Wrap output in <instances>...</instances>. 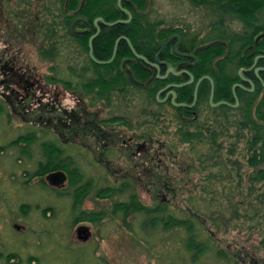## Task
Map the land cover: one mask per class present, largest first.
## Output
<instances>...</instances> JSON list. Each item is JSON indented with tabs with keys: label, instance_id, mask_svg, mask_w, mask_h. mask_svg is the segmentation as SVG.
<instances>
[{
	"label": "rangeland",
	"instance_id": "obj_1",
	"mask_svg": "<svg viewBox=\"0 0 264 264\" xmlns=\"http://www.w3.org/2000/svg\"><path fill=\"white\" fill-rule=\"evenodd\" d=\"M11 2L16 1L0 0V56L3 52L9 53L10 47L15 45L31 67L36 68L39 75L43 77L49 75L56 80L70 83L68 86L71 91L65 87L64 83L49 86V90L59 95L60 102H57L56 106L59 105L60 109L66 108L68 112L71 111L79 97L72 90L80 83L78 75L82 73V62L79 60L81 56H78V52L68 49L71 47L75 50L76 44L71 46L58 41L57 47L60 48L58 57L54 60L55 62L47 60L48 55L41 49L44 43L41 41L36 43L33 40L32 31L37 24L33 22L31 27L19 29L16 23H21L23 19L29 21L30 16L25 13L21 15L22 9L15 8ZM32 2L35 6L29 14L36 18L38 11L40 24H44L43 30H45V23H50L52 18L41 10V3ZM209 15L205 8L196 7L188 0H150L149 19L152 22H163L166 27L183 28L193 36L199 35L200 39L207 38L204 35L209 32L211 21ZM240 27L237 23L232 30L238 32ZM45 42L48 44L46 36ZM87 76L86 78L89 77ZM2 92H5V88L0 85V94ZM47 100V98L44 99V102L46 103ZM86 102V105L95 108L90 104L89 98ZM3 107L6 109L3 115H0V148L27 132L33 133L37 142L29 157L20 154L23 148L20 146L8 148L0 155V264H27V257L30 254L33 259H38L37 262L34 261V264H192L191 254L187 253L185 248L187 236L183 228H176L167 233H161L162 228H159L152 238L153 241L147 244L143 239L147 232H139L138 222L132 227L129 226L135 230L130 233V229L121 222L122 217L108 216V219L106 217L103 223L93 228L94 237L90 241L79 242L76 238L78 226L72 225L76 215L72 211L74 200L62 198L52 192L49 187L42 188L40 184H34L33 180L30 186H26L25 183L29 182L25 172H35L42 161L40 144L46 140H54V137L50 132L46 133V130L43 133L39 127L24 126L26 122L19 117L11 115L10 119L9 107ZM96 107L101 117H122L132 127L143 129L147 137L152 136L156 141L167 144V148L172 150L173 155L163 161L165 163L161 170V175H164L161 184L168 181L172 188L170 194L166 195V198L172 202L170 212L176 218L188 219L195 216L193 208L200 210L202 216H196L199 223L197 224L201 226L197 228L200 234L199 242H206L211 248L210 253L207 256H200L196 264H241L240 256L245 264H254V262L264 264L263 218L258 217L256 222L252 221L249 214L254 212L249 211V217L246 219L244 206L243 208L237 206V212L232 213L231 205L225 199L227 185L214 184L209 186L207 193L204 192L207 183L203 180L215 169L209 167L204 172H200L198 168L197 172L193 171L198 164L196 161L198 151L194 152L189 145H181L178 139H175L178 123L174 121V115L171 112L160 111L159 115L154 117L152 113L157 111V106L148 105L145 100L142 101L141 97L116 96L110 99L107 105L99 101ZM109 107L111 109H108ZM51 113L45 112L46 115ZM238 134H240L239 131H230L224 139L225 145L236 143L242 146L237 139ZM203 150L207 151L206 148ZM205 151H202L201 155L205 154ZM71 153L75 154V150L71 149ZM21 158H23L22 162L19 161ZM119 164L122 165L121 162ZM167 168L169 173L166 171ZM245 170L249 172V169ZM110 180V183H116L114 177ZM120 183L121 181L116 184ZM97 186H102V182L99 181ZM139 192V200L149 205L151 196L146 190H139ZM94 195L96 194L93 192L86 204H89L87 208H97L98 211L102 207H110L111 203L128 200V195H116L113 200L96 202ZM26 202H32L33 207L45 203L38 206L42 209L45 207L56 209L53 221H42L41 209L35 210L28 218L29 222H23L27 224L28 231L22 233L16 231L13 224L18 221V218L20 219L18 207ZM105 203L108 205H102ZM217 225L220 226L217 227ZM208 230L215 232L216 240L212 238L214 241L208 242L210 238ZM218 250L227 251L228 257H219ZM13 254H16L18 258L4 259Z\"/></svg>",
	"mask_w": 264,
	"mask_h": 264
},
{
	"label": "flooded vegetation",
	"instance_id": "obj_2",
	"mask_svg": "<svg viewBox=\"0 0 264 264\" xmlns=\"http://www.w3.org/2000/svg\"><path fill=\"white\" fill-rule=\"evenodd\" d=\"M15 1V3L11 2V4H13L15 8L22 9V13L20 14L23 15L25 13L30 16L29 21H24L23 19L21 23H16L17 27L19 29H25L26 27H31L33 22L35 25L37 24L35 30L32 31L33 40L36 43L40 41L44 43L45 46H43V44L41 49L47 50L49 45L45 42V30H43L44 24H40L38 11L36 18L29 14V11L35 6L32 1L41 3V10L45 11V0ZM147 2L149 4V9L150 0H147ZM119 7L130 12L122 6ZM124 10L122 11L125 12ZM126 15L128 16L126 20H128L129 15L127 13ZM131 17L133 18L132 13ZM33 18L35 19L33 20ZM132 18L130 22L132 21ZM98 19L103 18H95L93 26H88L82 18L78 17L73 26L76 23H85L87 26L86 28H77L76 30L72 28V31L79 36L92 32V36L98 34V37L102 31V26H106L104 23L98 22ZM174 29L175 32H173L165 41L167 42L170 40L158 60H156V57L165 42L161 46L159 52L156 53L153 60L147 59L145 56L139 54L133 47L135 52L144 57L146 61L137 58L129 47L133 58H125L122 61V68L129 81L130 78L127 69L131 71L132 77L136 82L133 83L130 81V83L134 86L144 87L145 83L142 79L145 72L149 73L151 77H155L158 81H161L163 85H161L155 94H153L159 108L164 112L167 110L173 115H180L181 118L187 122L191 131L200 128L216 130L221 126L224 128L229 119H232L233 116H240L242 114V109H248L249 104H251L253 100H256V102L252 108V113L257 114L258 108L264 103V94H254L257 89V82H260L264 87V79L262 77V74H264V66L258 65V61L264 58H260L255 62L256 57L251 65H245L244 67H239L240 64H236V62L231 63L230 61H227L223 69L219 70L216 66L214 70H212L213 72L210 73L208 63L199 58V53L201 51H197L199 48L204 47V45H199L192 50V42H189L184 34L177 32L180 28ZM194 39H196V37H194ZM42 43H40V45ZM168 48H171L173 57H167L168 54H171V51L167 52ZM9 51V53L3 52L0 56V85L5 88V92L0 94V101L4 106L9 107L11 111L9 112L10 119L11 115L19 117L26 122L23 124L24 126L31 125L37 128L39 127L43 133H45L46 130V133L50 132L54 137V140H46L40 144L42 147V161L38 164L35 172H25V176L29 179L33 174H38L40 176H33L32 178L34 184H40L42 188H45L46 182L53 191L61 194L69 193L71 179L70 173L63 169L53 170L46 175L44 173L45 152L47 151H45V145H48L45 143H52L53 145H56L58 149L56 152L61 155L63 160L70 159L73 161L75 165L74 177L78 186H80V184L86 185L85 188L82 189L86 191L83 192L86 194L83 202L79 207H76L74 200L72 205V211L73 213H76L72 225L74 224L78 226L76 238L79 242L86 243L90 241L94 237L93 228L95 229L98 224L103 223L106 217L108 219V216H111L112 218L114 216L122 217L121 222H124L125 226L128 228L129 226L132 227V225H136L138 222L139 232H144L142 227L144 226L145 221L142 218L141 213L134 212L136 210V205H139V207L159 209L160 204L165 203L169 208L171 207L172 202L170 199L166 198V195L170 194L172 188L168 181L161 184L162 176H164L161 175V170L165 163L163 161L173 155L172 150L167 148V144L156 141L152 136L149 135L147 137L143 129L140 130L138 127H132V125L122 117H101V114L97 112L96 104L98 102L95 100L97 97H100L102 98L101 102L107 105V99H112L117 96L120 98L141 97L144 102L146 93L143 90L115 92L109 90L106 91L105 94H98L96 85L90 87L86 86L87 82L92 80V82H94L98 80L99 76H103L106 81L109 77L105 76V71L103 69L98 73L97 69L94 71L92 68H87L85 66L86 62H88L86 53L82 52L81 47L76 44L75 52H78V56H81L79 60L82 62V73L78 75L80 83L72 90L74 94H78L79 96L76 101V106L68 112V109H60L59 105L56 106L57 102H60L59 95L49 90V86L63 83L64 81L56 80L49 75L45 77L39 75L36 68L31 67V64L24 59L22 53L15 48V45H12ZM92 54L95 58L94 47ZM88 56L90 57L89 51ZM116 57L117 53L115 58ZM115 58L111 63L114 62ZM46 59L55 62L54 58ZM90 59L96 65L106 66L111 64H105L110 59L108 61H101L95 58V60L103 62L102 64L95 62L91 57ZM220 71L221 74L224 73L222 77L225 76L228 78L224 79L220 77ZM216 72L219 74L217 78L215 75ZM83 74H85V77H83ZM86 75L89 77L87 76L88 78H86ZM220 78L223 79V84L218 81ZM148 81H151V79ZM227 83H232L230 87L231 94L226 91ZM251 83L254 87H252ZM65 87L70 90L69 86ZM46 98L48 100L45 103L44 99ZM87 98L91 100L90 104L95 108L86 105ZM57 108L59 109L57 110ZM5 109L6 108L4 107V110ZM108 109H111V107ZM46 110L52 113L46 115ZM114 119L118 120L115 121ZM8 123L10 124V120H8ZM10 125L12 126V124ZM30 136L35 138L36 143V136L31 132H27L26 134L13 139L6 146L1 147L0 155L5 153L8 148L20 146L23 147L20 154L24 157H29L35 144H31V141L27 139ZM21 138L22 140H19ZM24 138H26V141L23 140ZM18 140L19 144L16 143ZM71 149L75 150V154L71 153ZM22 160L23 158L19 161L22 162ZM120 162L122 165L119 164ZM40 165L42 168L41 170L39 169ZM166 171L169 173V168H167ZM58 172L64 173L66 181L63 185L55 187L46 181V176ZM113 177L116 179V183L119 181H121V183L119 185L116 183H110L109 181H111L110 179H113ZM99 181L102 182V186H97ZM30 184L31 182L29 184L26 183V186H30ZM115 187H124L122 191L126 196L135 193L139 203H122L121 205L111 203L110 207H102L100 211H98L97 208H87L89 207V204H86V202L93 192L96 194L94 195L96 202L103 200L107 201L109 198L101 199L97 194L104 190H110V192H113ZM139 190H146L151 196V202L149 205L144 204L139 200ZM63 197L68 200L72 198L65 195ZM31 203L26 202L18 207L20 213V216L18 215V217H20V219L18 218V221H15L16 223L13 224V228L20 233L28 231L27 224H23V222L28 223V218L35 210L39 211L41 209L42 221H53L52 219L55 215L56 209L49 207L42 209L38 206L45 205V203L33 207ZM102 205L105 206L108 204L105 203ZM122 206L124 209H121ZM45 212L47 213L45 214ZM72 215L73 214H71V216ZM89 215H94L97 219L94 221L83 219V217L85 218ZM126 215L128 216L125 217ZM129 229L130 233L131 231L135 232V230L131 228ZM208 232H210L209 237L214 240L217 239L215 232H212L211 230H208ZM143 239L145 238L143 237ZM32 259L33 257L30 254L27 257V264H34ZM239 259L241 260V264H245V262L242 261L241 256ZM257 263L258 262H254V264Z\"/></svg>",
	"mask_w": 264,
	"mask_h": 264
},
{
	"label": "trees",
	"instance_id": "obj_3",
	"mask_svg": "<svg viewBox=\"0 0 264 264\" xmlns=\"http://www.w3.org/2000/svg\"><path fill=\"white\" fill-rule=\"evenodd\" d=\"M188 1L196 7L205 8L210 14L209 32L204 35L207 38L200 39L199 35L195 34L194 37L196 39H194L193 35L187 33L183 28L178 29L177 32H181L189 42H192V50L199 45L207 46L213 44L209 49L199 53V58L208 63L210 73L213 72L212 70L216 66L219 70L223 69L227 61L236 62V64H240L239 67H244L245 65H251L256 57L264 55V0ZM117 2L118 0H45V12L52 18L50 23H45V36L49 45L47 50H45L46 55L50 59L58 57L60 53V48L57 47L58 41L71 46L77 44L81 47L82 52L86 53L88 62H86L85 66L92 68V70L94 69V71L97 69L98 73L103 69L105 76L109 77L106 81L103 76H99L98 80L87 82L86 86L96 85L98 94H105L109 90L113 92L130 91V89L131 91L143 90L146 93L145 102L148 105L154 104L157 106V111L152 113L154 117H157L159 112L163 110L159 108L153 94L163 83L155 77H151L147 72L143 74L144 87L134 86L130 83L122 68V61L125 58H133L128 44L125 41H119L117 57L110 65H96L88 56V42L92 32L79 36L72 31V28L75 30L77 28H86V24L93 26L94 19L99 17L108 23L126 20L128 16L120 9ZM148 5L147 0H122L121 6L132 13V21L128 24H117L112 27L102 26L100 35L93 43L96 59L108 61L112 57L118 39L125 36L129 38L139 54L153 60L163 43L175 32V29L164 26L163 22H152L149 19ZM78 17L82 18L86 24L76 23L73 26ZM229 22L231 24H228ZM237 23L241 26L238 32L232 30ZM68 49L72 52L75 51L71 47ZM170 51L171 48H168L167 52ZM167 57H173L172 51ZM258 65L264 66V59L259 60ZM223 74L220 71V77ZM215 75L217 78L218 72ZM262 77L264 79V74H262ZM222 78L228 77L224 76ZM222 78L218 81L223 84ZM149 79L151 81H148ZM64 84L68 86L70 83ZM231 84H228V87L226 86V91L229 94H231ZM242 94L244 93L242 92ZM254 94H264V87L260 82H257V89ZM101 100L102 98L97 97L95 101L99 102ZM106 101L109 103L110 99ZM255 102L256 100H253L249 104L248 109H242L240 116H233L232 119H229L224 128L221 126L216 130L200 128L191 131L187 122L178 114H174V121L178 123L175 139H178L181 145H189L194 152L198 151V159L196 160L198 164L197 167L193 168V171L196 170L197 172L199 168L200 172H204L209 167L215 169L203 180V182L206 181L208 186L204 187V192L207 193L209 186L214 184L227 185L225 199L231 205L232 213L237 212V206L238 208L244 206L246 219L249 217V211L250 213L253 211V214H249L250 220H255L256 222L258 217L264 220V191H262L264 189V103L258 108L257 114H253L252 108ZM0 105V115H3L4 105L1 101ZM230 131H239L240 134H238L237 139L240 140L242 146L236 143L225 145L224 139ZM27 139L31 141V144L35 143L33 136ZM19 140H22V138ZM19 140L16 142L17 144H19ZM23 140L26 141V138ZM45 144H48L45 145V151L47 150L45 152V175L58 169H63L70 173V191L63 194L69 198L72 197L75 200L76 207H79L86 197V194L83 193L86 191L82 190L86 185L80 184L78 186L74 177L75 165L73 161L70 159L63 160L61 155L56 152L58 150L56 145L52 143ZM204 148L207 151L203 150ZM202 151H205V154L201 155ZM39 169H42L41 165ZM245 169H249V172H246ZM33 176L40 175L33 174L32 177H29V182L32 181ZM29 182L27 181L26 183ZM45 186L49 187L46 182ZM124 187H115L113 192H110V190L100 191L97 196L113 200L116 195H125L122 191ZM49 189L64 198L63 194L53 191L50 187ZM135 202L139 203L135 193H132L128 195L127 201L115 202V204L121 205L122 203L130 204ZM135 207L136 210L134 212L141 213L145 221L142 227L144 232H147L144 239L145 243L150 244L153 241L152 238L156 235L159 228H162L161 233H167L176 228H183L187 236L185 248L187 253L191 254L192 264H196L200 256H207L210 253L211 248L207 243L199 242L200 234L197 232V228H201V226L198 225L196 216H202V214L197 208L192 209L195 216L188 219H179L171 214L169 206L165 203H161L159 209L139 207V205ZM121 209H124V207L122 206ZM83 219L94 221L97 217L89 215L85 218L83 217ZM219 226L217 225V227ZM210 238L208 242L213 240ZM217 253L219 257H228L225 250H218ZM14 257L18 258L16 254L8 255L5 258ZM34 261L37 262L38 259H33Z\"/></svg>",
	"mask_w": 264,
	"mask_h": 264
},
{
	"label": "water",
	"instance_id": "obj_4",
	"mask_svg": "<svg viewBox=\"0 0 264 264\" xmlns=\"http://www.w3.org/2000/svg\"><path fill=\"white\" fill-rule=\"evenodd\" d=\"M83 3H84V2H83ZM118 6H121V0H118ZM120 8H121V7H120ZM121 9L124 10L123 8H121ZM124 11L129 15V19L126 20V21H123V20L121 21V20H120V21L113 22V23H107V22H104L103 19H98L97 21H98V22H102V23H104L106 26H115V25H117V24H128V23L130 22L131 18H132V17H131V13L128 12V11H126V10H124ZM97 35H98V34H97ZM97 35H94V36H92V37L89 39V42H88V44H89V54H90V57H91L95 62H97V63H99V64H102L103 62H100V61L95 60V58H94V56H93V54H92V51H93V42H94V40L96 39ZM261 37H262V36H261ZM258 39H259V38H258ZM119 41H125V42L129 45V47L131 48L132 52L134 53V55H135L137 58H140V59L146 61L144 57L140 56L139 54H137V53L135 52V50H134V48H133V46H132V43H131V41L129 40V38L123 36V37H120V38L118 39V41L116 42V46H115V49H114V54H113L112 58H111L108 62H106L105 64H109V63H111V62L113 61V59L115 58L116 53H117V46H118ZM169 42H170V40H168L167 42L164 43V45L162 46V49L160 50L159 54H158L157 57H156V60H158L159 56H160V55L163 53V51L166 49V47H167V45L169 44ZM212 45H213V44H209V45H207V46L201 47V48H199L197 51L207 50V49H209ZM260 58H264V56H258V57L256 58L255 62H256L258 59H260ZM171 70H172V68H171ZM127 73H128V75H129L130 81H132L133 83H135L136 81H135V79L132 77V73H131V71L127 69ZM242 78H243V77H242ZM243 79H244V78H243ZM251 85H252V87H254V85H253L252 83H251ZM46 181H47L50 185H52V186L59 187V186L63 185L64 182L66 181V176L64 175V173H61V172L53 173V174H50V175L46 176Z\"/></svg>",
	"mask_w": 264,
	"mask_h": 264
}]
</instances>
